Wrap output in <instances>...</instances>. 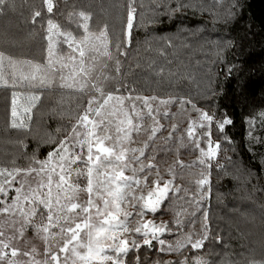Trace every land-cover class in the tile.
I'll list each match as a JSON object with an SVG mask.
<instances>
[{"label": "trees", "instance_id": "trees-1", "mask_svg": "<svg viewBox=\"0 0 264 264\" xmlns=\"http://www.w3.org/2000/svg\"><path fill=\"white\" fill-rule=\"evenodd\" d=\"M156 2L134 0L132 43L123 49L125 55H118L115 37L126 25L129 0H54L52 14L43 9V0H8V6L0 11V52L17 62V84L11 86L13 69L5 60L3 72L9 86H0V167L26 168L34 156L43 160L55 146L52 141L67 135L84 111L93 94L91 80L81 90L84 78L72 76L73 62L68 60L72 50L67 45H54L56 55L52 58L57 68L61 62L69 64L62 70L63 81L57 72L50 87L33 88L19 80V74L31 72L32 65L47 66L48 18L79 38L83 35L76 27L79 17L74 16L70 23L68 13H90V33L99 36L108 25L112 59L103 55L104 48L95 40L96 50L91 46L87 50L84 67L96 65L91 79L103 70L109 77L106 91L126 96L127 91L115 90L127 85L135 89L133 95L182 97L217 120L225 113L232 120L223 134L215 124L211 127L212 138L220 147L210 169L209 195L198 213L200 219L207 213L209 238L202 249L189 246L182 256L188 257L189 264L195 256L211 264H220L221 259L233 264L264 261V120L260 116L264 113V0H180L198 7L181 10L171 19L157 14ZM167 2L174 6L176 0ZM37 10L42 11L44 20L37 18L34 23L32 16ZM224 41H232L234 46L226 47ZM228 67L232 68L230 75ZM75 68L79 72V60ZM13 92L17 93L16 123L22 122V127H12ZM33 95L40 99L25 113ZM135 254L129 256L128 264H133ZM139 256L141 264L182 258L147 247L139 250Z\"/></svg>", "mask_w": 264, "mask_h": 264}, {"label": "snow or ice", "instance_id": "snow-or-ice-1", "mask_svg": "<svg viewBox=\"0 0 264 264\" xmlns=\"http://www.w3.org/2000/svg\"><path fill=\"white\" fill-rule=\"evenodd\" d=\"M6 6L8 0H0V11ZM235 6L232 5L233 8ZM197 7L195 4L181 3L180 0H176L174 6L167 0H158L155 4L157 14L169 19L181 10H195ZM55 8L54 0H43V9L48 14H52ZM135 12L134 0H129L126 25L121 34L115 37L118 55H125L123 49L132 43ZM228 15L231 16L232 12L229 11ZM74 16L79 17L76 27L83 30V35L77 38L72 31L62 30L59 24L48 18L45 39L48 41L50 59L47 66L32 65L31 72H20L19 80L27 81L33 88H46L53 83L51 77L61 72L63 81L62 70L68 68L69 64L61 62L57 68V62L52 59L56 55L54 45L63 43L72 50L68 57L73 62L72 76H83L81 90L91 80L93 94L67 135L58 142L52 141L55 146L43 160L34 156L26 168L0 167V264H128L133 252L136 253L133 264H141L139 250L142 247L155 249L160 254L182 257L177 260L156 259L152 264H189L188 257L182 256V253L189 246L192 250L204 247L210 235L207 213L203 215L200 232L195 234L191 230L183 231L181 214L186 211L184 209L173 212L172 220H162L159 224L145 217L162 212L170 194L181 191V186L174 183L175 165L181 168L185 166L183 161L177 159L175 165L168 167L169 178L165 179L154 162L155 156L148 154L147 150L153 149L150 142L164 127L159 120L161 109L163 118L167 119L175 115L168 111L170 105L177 100L181 105L191 101L182 97L133 95L135 89H128L127 85L115 90L127 91L126 96L106 91L109 77L103 75L101 70L95 79H91L96 65L93 63L85 68L84 58L90 46L91 50H96L94 41L99 40L104 48L103 55L112 59L107 43L108 25L105 24L99 36H95L89 32L90 13L69 12L70 23ZM37 18L44 20L41 10L34 11V23ZM224 44L226 47L234 46L232 41H224ZM5 60L13 69L11 86L15 87L17 62L3 52H0V86H9L3 72ZM77 60L79 72L75 68ZM24 63L31 64L30 61ZM116 63L119 71V60ZM226 71L230 75L232 68L228 67ZM39 99L38 95L31 96L29 106L23 111L30 113L31 107ZM193 108L199 117L198 121H189L187 136L199 151V164L210 167V161L220 147L219 141L211 140V127L215 124L217 131L223 134L225 126L231 124L232 120L226 113L217 120L214 114L196 109L195 105ZM18 115L17 93L13 92L11 116L14 128L23 126L22 122L16 123ZM260 116L264 120V113ZM145 119L151 121L148 128L143 127ZM197 125L199 132L196 131ZM113 127L115 135L112 134ZM171 129L167 139H172L177 125L172 124ZM141 131L147 135V139L142 146H134L133 133L139 135ZM202 142H207V149L201 146ZM81 177L86 180L83 185L79 182ZM195 183L198 187L203 186L208 179L201 173V178ZM183 190L187 194L188 190ZM81 193L86 194V198H81ZM192 202H197L196 194H193ZM37 216L41 218L40 223L35 222ZM29 229L43 242L42 258H39L41 253L35 245L26 250L20 247L21 241L28 244L26 233ZM165 233L172 239L161 238ZM216 239L218 243L221 242L219 237ZM192 264L211 262L202 256H195ZM220 264L233 262L221 259ZM249 264H264V261H249Z\"/></svg>", "mask_w": 264, "mask_h": 264}, {"label": "rangeland", "instance_id": "rangeland-1", "mask_svg": "<svg viewBox=\"0 0 264 264\" xmlns=\"http://www.w3.org/2000/svg\"><path fill=\"white\" fill-rule=\"evenodd\" d=\"M168 111L175 115H170V120L166 122L162 115L163 109H161V116L159 117V120L164 127L162 132L158 133L157 137L150 142L153 145V149H149L147 151L149 155L155 156L154 162L158 165L159 170L165 179L169 178L167 176L168 167L175 165V161L177 159L183 161L185 165L183 168H181L179 165H175L176 178L174 183L181 186V191L178 193L174 192L170 194V199L166 201L162 212H158L154 215L149 214L145 217V219L153 220L155 223L159 224L162 220H172L173 212L184 209L186 211L181 214V219L184 221L183 231L188 232L189 230H191L195 234L199 233V229L201 228V225L203 223V219H200V217H198V213L202 212L204 207L203 200L209 195L208 186L210 183V169L211 165L217 158L218 150L216 156L213 157L210 161V167L207 164H199V161L197 159L199 156V151L196 150L194 146L189 142L186 131L190 120L198 121L199 113L195 111L193 106H191L189 103L181 105L178 101L170 105ZM150 124L151 121L149 119H145L143 121L144 128H148ZM172 124H176L177 129L172 133V139H167L168 133L172 131ZM196 131L199 132L198 125ZM112 134L115 135L114 127ZM181 137H183L182 140L179 139ZM133 138L136 142L134 146H142V142L147 139V135L143 131H141L139 135L133 133ZM211 140L215 142L212 138V134ZM201 146L207 149V142H202ZM189 165L191 167H189ZM201 173H203V175L207 177L208 183L198 187L195 181L201 178ZM73 178H75V173H73ZM79 182L83 185L86 183V180L81 177ZM183 189L188 190L187 194ZM193 194H196L197 202L190 203V201H192L193 199ZM201 196L203 197L202 199L200 198ZM81 198H86V194L81 193ZM192 213H194V215ZM35 222L40 223L41 218L37 216L35 218ZM26 237L28 240V244L25 245L23 241H21L20 247L26 250L32 245H35L41 253V256L39 258H42L44 247L43 242L34 235L31 229L27 231ZM161 238L166 240L172 239V237H170L167 233L163 234ZM20 258L26 259L24 257Z\"/></svg>", "mask_w": 264, "mask_h": 264}]
</instances>
